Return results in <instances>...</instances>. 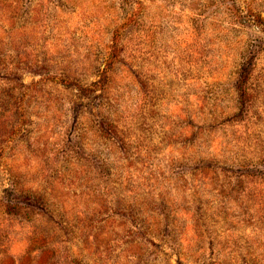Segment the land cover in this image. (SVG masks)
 <instances>
[{"label":"rangeland","instance_id":"1","mask_svg":"<svg viewBox=\"0 0 264 264\" xmlns=\"http://www.w3.org/2000/svg\"><path fill=\"white\" fill-rule=\"evenodd\" d=\"M0 264H264V0H0Z\"/></svg>","mask_w":264,"mask_h":264}]
</instances>
